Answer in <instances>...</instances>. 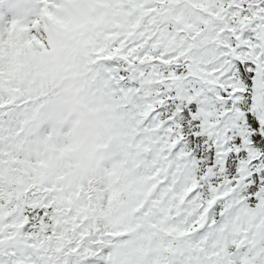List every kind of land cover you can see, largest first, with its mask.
<instances>
[{
	"label": "snow or ice",
	"instance_id": "obj_1",
	"mask_svg": "<svg viewBox=\"0 0 264 264\" xmlns=\"http://www.w3.org/2000/svg\"><path fill=\"white\" fill-rule=\"evenodd\" d=\"M76 27L127 179L82 200L28 166L0 69V264H264V0H107Z\"/></svg>",
	"mask_w": 264,
	"mask_h": 264
},
{
	"label": "rangeland",
	"instance_id": "obj_2",
	"mask_svg": "<svg viewBox=\"0 0 264 264\" xmlns=\"http://www.w3.org/2000/svg\"><path fill=\"white\" fill-rule=\"evenodd\" d=\"M106 4L0 0V69L15 67L12 84L24 98L20 144H26L29 166L65 191L83 189L82 200L90 194L96 201L127 179L105 101L89 74L83 46L88 33L76 27L105 15ZM31 29L42 39L51 36L56 47L35 49Z\"/></svg>",
	"mask_w": 264,
	"mask_h": 264
},
{
	"label": "trees",
	"instance_id": "obj_3",
	"mask_svg": "<svg viewBox=\"0 0 264 264\" xmlns=\"http://www.w3.org/2000/svg\"><path fill=\"white\" fill-rule=\"evenodd\" d=\"M22 150H23V149H22ZM21 152H23V151H21ZM21 159L24 160L25 163H26V161H27V157H26L25 154L21 153ZM26 164H27V163H26Z\"/></svg>",
	"mask_w": 264,
	"mask_h": 264
}]
</instances>
